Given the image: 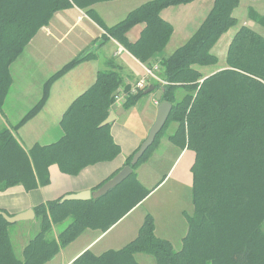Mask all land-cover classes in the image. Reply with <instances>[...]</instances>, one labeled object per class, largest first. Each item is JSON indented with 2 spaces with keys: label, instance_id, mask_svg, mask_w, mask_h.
<instances>
[{
  "label": "trees",
  "instance_id": "1",
  "mask_svg": "<svg viewBox=\"0 0 264 264\" xmlns=\"http://www.w3.org/2000/svg\"><path fill=\"white\" fill-rule=\"evenodd\" d=\"M108 1L113 0H0V114L11 85V64L52 15L76 7L100 24L91 7ZM193 1L144 3L122 21L105 27L103 38L115 40L138 62L153 64L150 60L164 49L172 34L171 25L159 13ZM238 6L239 0H214L187 42L156 62L157 75L165 83L152 84L161 92L157 102L169 103L172 109L152 146L131 167L132 173L98 199L62 203L58 199L35 207L38 229L20 258L10 240L11 225L0 215V264H45L83 231L106 232L115 225L149 194L137 180L136 169L156 147L168 122L176 126L168 141L194 154L190 169L193 213L186 216L187 232L180 250L174 251L170 242L154 235V221L147 214L137 236L121 249L100 255L87 250L72 264H139L136 254L150 256L155 264H264V35L241 25L227 46L225 66L211 74L200 71L217 64L211 50L237 25L232 13ZM248 15L264 29V15L252 8ZM136 24L145 27L139 39L129 43L126 33ZM93 57L89 50L62 66L44 83L40 100L14 126L0 129V192L14 186L31 191L49 184L51 165L75 176L120 153L110 134L111 124L102 125L122 85L114 71L97 72L93 84L72 101L60 119L62 135L56 142L34 144L27 150L14 136L43 108L55 80ZM128 90L126 86L124 91ZM144 90L127 96L122 107L134 105ZM177 90L185 92L179 101ZM133 154L124 167L130 166ZM59 226L53 237V228Z\"/></svg>",
  "mask_w": 264,
  "mask_h": 264
},
{
  "label": "crops",
  "instance_id": "2",
  "mask_svg": "<svg viewBox=\"0 0 264 264\" xmlns=\"http://www.w3.org/2000/svg\"><path fill=\"white\" fill-rule=\"evenodd\" d=\"M149 1L152 0H113L96 3L91 9L99 18L100 24L93 21L85 10L76 7L54 13L48 25L37 32L9 68L12 80L0 114V129L14 126L40 100L46 80L83 52L91 50L94 57L78 64L55 80L49 88L47 100L40 112L14 133L15 138L25 149L28 150L34 144L50 145L61 137L59 122L64 111L76 97L93 84L97 72H116L122 79L121 90L139 80L144 74L142 63L115 40L103 38V35L105 27L117 24L129 12ZM213 3L214 0H194L186 5L163 9L159 16L171 25L172 34L164 49L155 54L150 63L154 64L170 56L186 43L205 20ZM144 27V24H136L129 29L126 33L127 41L135 43ZM203 69L200 71L205 74ZM156 92L154 89V92L144 95L128 108H123V103L112 106L110 113L115 115V119L111 122L110 134L120 148V153L112 161L88 166L75 176L63 174L56 165H51L48 168L49 184L31 191H25L22 186H14L0 192V212L15 216L33 210L41 204L61 199L65 195L93 191L115 172L121 170L126 158L138 150L154 123L159 105L155 99ZM175 128L174 125L170 133L160 137L156 147L136 169L137 180L147 190L150 187L154 190L155 185L162 182V179L156 181L160 166L165 167L170 163L174 166L178 161L180 168L174 178L192 185L191 173L186 170L193 164V152L182 150L167 139ZM142 204L143 201L106 232L89 229L83 231L45 264H57V256L66 249L69 251L66 252L67 259L63 264H72L83 252L89 250L93 253L96 242L113 231L116 232L102 247L104 249L93 254L100 255L108 250L121 249L137 236L147 214L153 218L154 235L171 243V239L161 233L163 226L159 224L160 216L155 212V200L145 211H139ZM187 215L185 213L183 215L186 223L183 238L187 232ZM126 219L129 221L125 223ZM9 228H13V231L20 235L18 241L16 240L21 241L20 255H16L20 258L22 249L30 239V233L34 228L37 232L38 223L35 215L34 218L17 222ZM57 234L58 231L53 228V237ZM140 259L141 263L144 260L150 264L146 258Z\"/></svg>",
  "mask_w": 264,
  "mask_h": 264
},
{
  "label": "rangeland",
  "instance_id": "3",
  "mask_svg": "<svg viewBox=\"0 0 264 264\" xmlns=\"http://www.w3.org/2000/svg\"><path fill=\"white\" fill-rule=\"evenodd\" d=\"M250 8H252L259 15H264V0H240L239 6L232 13V15L237 19L238 23L235 27L228 29L227 32L222 37H220L215 46L212 48L211 51L217 57L218 62L215 65L204 67L203 72L205 74L215 73L216 71H220L219 69L221 67L225 66L224 62L226 49L230 41L229 38L234 35V33L241 25L248 26L258 34L264 35V29L249 19L248 10ZM184 95V91L177 90L176 101H179ZM174 125V123L168 122L161 137L170 133ZM171 167L173 168L169 171ZM179 168V161L176 162L174 166H172L171 163L169 165L167 164V166L165 167L160 166V172L158 173L156 181H160L162 179V182H160L157 186L155 185L154 190L151 189V187L150 189H148V191L150 192L142 200L143 204L138 209L139 211H145L151 205L153 200H155V212L159 214V224H162L163 226L161 233L171 239V245L174 251L180 250L182 246V238L185 234L184 230L186 228V223L184 222L185 217L183 215L184 213L188 215H191L193 213V208L191 204V185L188 183L180 182L179 180L174 178ZM190 169L191 167L187 168L186 172L191 173ZM128 221L129 219H126V221L124 222L126 223ZM61 226L56 227L55 229L58 231ZM8 231L10 235V240L14 247V252L17 256H19L21 251L19 245H21V241L17 242V239L20 238V235L18 233H15L13 231V228H9ZM115 232L116 231H113L100 238L96 242V245L92 250L93 253H99L101 249H104L102 247L108 242L109 238ZM35 233L36 228H34V230H32V232L30 233V238L33 237ZM68 251L69 250L66 249L64 252L59 253V255L57 256V264H63L65 262V260L67 259L66 252ZM141 257L146 258V260H148L150 264H155L154 260L150 256L143 254L135 255V259L139 263H141ZM142 263L147 264V262H145L144 260L142 261Z\"/></svg>",
  "mask_w": 264,
  "mask_h": 264
},
{
  "label": "water",
  "instance_id": "4",
  "mask_svg": "<svg viewBox=\"0 0 264 264\" xmlns=\"http://www.w3.org/2000/svg\"><path fill=\"white\" fill-rule=\"evenodd\" d=\"M154 92L153 86H148L144 91L143 95H147ZM156 101H160L161 92L157 91L155 95ZM172 106L169 103L162 102L158 105L156 116L153 125L151 126L145 140L141 143L138 150L133 154L130 166L123 167L116 175H114L111 179L105 182L102 186H100L95 191H85L78 194H70L65 195L60 199V203L65 201H87L90 199H98L104 195H106L110 190L121 184L131 173L132 166H135L139 159L143 156L145 151L152 146L155 141L156 136L163 129L165 123L167 122ZM115 119V115L113 113H109L106 120L102 123V125L111 124V122ZM2 218L10 225L15 224L17 222L26 221L30 218H34L33 210H29L25 213L18 214L15 216H8L3 212H0Z\"/></svg>",
  "mask_w": 264,
  "mask_h": 264
},
{
  "label": "built area",
  "instance_id": "5",
  "mask_svg": "<svg viewBox=\"0 0 264 264\" xmlns=\"http://www.w3.org/2000/svg\"><path fill=\"white\" fill-rule=\"evenodd\" d=\"M143 70V76L129 86V90L127 92L124 89H118L115 97V105H120L125 101V98L129 95H134L139 91L146 89L150 84L157 83L160 85L165 84L159 77L158 71L159 67L157 63L147 65L141 64ZM157 104V102H155Z\"/></svg>",
  "mask_w": 264,
  "mask_h": 264
}]
</instances>
